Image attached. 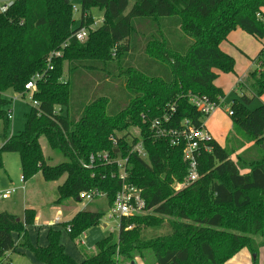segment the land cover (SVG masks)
Returning <instances> with one entry per match:
<instances>
[{
    "label": "trees",
    "instance_id": "trees-1",
    "mask_svg": "<svg viewBox=\"0 0 264 264\" xmlns=\"http://www.w3.org/2000/svg\"><path fill=\"white\" fill-rule=\"evenodd\" d=\"M92 10L101 13V25L90 29L84 42L75 41L79 28L93 24ZM262 12L264 0H80L75 28L69 1L14 0L0 14V122L6 139L0 168L3 153H16L23 181L37 174L46 183L63 179L57 204L97 191L111 207L121 189L119 168L101 162L82 167L90 155L106 152L111 160L126 159L128 181L140 190L143 207L141 214L120 219L116 240L96 242L90 254L79 250V262L65 252L61 229L47 231L45 247L29 242L33 210H25L21 221L1 212L0 261L16 251V234L38 264H227L242 249L258 264L264 247V105L250 111L247 106L264 95V46L253 60L256 68L238 84L251 97L229 107L240 139L227 147L212 141L211 152L198 158L196 182L173 189L172 180L180 183L187 174L183 144L154 139L149 124L172 106L171 127L185 119L199 126L203 119L189 95L223 98L213 82L233 73L234 61L219 47L237 29L262 40L264 23L256 18ZM58 51L61 58L53 60L32 96L38 107L31 106L23 130L7 138L9 102L3 94L12 90L22 96L26 82ZM134 129L138 135L129 140ZM40 137L62 162L47 164ZM138 143L145 158L131 152ZM101 217L79 212L62 230L72 241ZM162 225L164 235L140 240V227Z\"/></svg>",
    "mask_w": 264,
    "mask_h": 264
},
{
    "label": "rangeland",
    "instance_id": "rangeland-1",
    "mask_svg": "<svg viewBox=\"0 0 264 264\" xmlns=\"http://www.w3.org/2000/svg\"><path fill=\"white\" fill-rule=\"evenodd\" d=\"M70 2L72 7L76 8L77 10L79 9L80 0H71ZM90 16L92 23L95 24L91 25V29L99 27L102 21L101 13L98 10H92ZM73 19L75 21L74 27L76 28L79 25V14L74 13ZM228 37L230 38H227V42L222 44V47L225 48L227 52L221 49L220 50L233 59V73L220 74L213 82L218 88L222 90L224 94V109H219L221 111L220 113H216L215 115H211L203 119L204 125L209 130L210 134L219 143H223L222 147H227L229 144L230 146H233L234 140L237 138L240 139V133L233 129L231 120L226 111L228 112L230 104L233 100H240L239 93H235L233 88L236 86V84H238V82L244 83L247 74L256 68V66H254L252 63V60L260 52L262 45L264 46V38L262 41H257L239 29L232 31ZM64 71L66 70L64 69ZM3 96L9 102L6 110L8 108L13 110V118L8 123L6 131V137L9 138L12 134H16L23 130L25 122L24 116L29 112L31 103L27 100V98H19L18 94L14 93L12 90L6 91ZM262 102L263 101L261 97L254 98L247 108L249 111L254 110L263 104ZM228 134H230L229 136L231 137V139L229 138L231 140L230 143L229 139L228 143L226 141V136ZM232 134L233 136L237 135V137L231 136ZM137 135L138 130L134 129L129 132L127 138L131 140L132 137ZM5 140L6 139L3 134V123L0 122V146L4 144ZM39 144L47 164L54 166L62 162L63 158L49 149L44 137H40ZM249 147L250 146H247L246 149H252ZM231 159L235 161V156L233 155ZM1 160L2 167L0 168V193L9 191L10 189H15L20 178V162L16 153H3ZM62 180L63 179H61L59 182H54L53 184H47L42 179L41 175L37 174L30 181L25 183L26 189L24 195L27 200V204H29L31 208L33 206L34 208L39 209L41 214V223H47L49 220L54 219L55 217L60 218L62 224L63 222L67 223L80 208L84 209L80 212H86L85 209L87 212L92 211L98 213L100 211L99 213L102 214V217L99 223L89 228L72 241L66 236L64 230H62V224L58 226V228H60L62 231L61 242L64 243L67 254L78 260L79 255L77 253L76 246L81 244L85 249H87V254H90L93 252V247L96 242L108 238L109 236H111L113 240H116L118 235V230L116 228L118 219H107L110 213V208L107 206L105 199L102 198L97 199L100 202L95 200L90 203H86L84 201H80L78 203L75 199H68L60 204L54 203L58 197L56 186L57 184H60ZM180 183L172 180L171 186L175 191H179L183 189L178 186ZM22 197L23 194L17 192V194L13 196L0 199V212H16V214L20 215L22 213L23 206ZM102 224L106 225L105 229L102 228ZM164 227L165 226L162 225L156 229L148 228L145 230L143 227H140V240H147L164 235L167 232L165 231ZM32 231L33 229H30V236L35 237V232L31 233ZM40 241L41 243L46 242L44 233L40 235ZM263 254L264 248H261L259 250L258 264H262L263 261L260 260V256ZM21 259L24 258H21L20 254H18L16 251L8 252L0 261V264H24ZM18 260L20 261L19 263H17ZM136 262V264H142L139 260H136Z\"/></svg>",
    "mask_w": 264,
    "mask_h": 264
},
{
    "label": "built area",
    "instance_id": "built-area-1",
    "mask_svg": "<svg viewBox=\"0 0 264 264\" xmlns=\"http://www.w3.org/2000/svg\"><path fill=\"white\" fill-rule=\"evenodd\" d=\"M14 0H7L5 3L0 4V14H5L9 6ZM72 12L79 14V9L72 7ZM262 14H264L262 12ZM257 13L256 18L264 23V16ZM86 16L82 15L81 19H85ZM95 25V24H93ZM90 27H81L74 34L73 38L77 42H84L88 36V31ZM61 53L52 52L46 58V69L42 73H36L33 75L29 81L24 85L23 95H18L19 98H27L34 108L38 107L37 101L33 100V94L38 91V85L44 81L47 71L53 69L52 62L55 59H60ZM60 82H65L62 78L59 79ZM188 101L192 107L200 113L202 119L211 116L219 109H224L222 99L212 101L204 96L189 95ZM174 107H169V113H164L160 118L154 119L149 124V129L152 137L154 139L167 140L169 144L176 147L183 144V160L187 164V174L184 180L178 185L180 188H185L199 179L198 169V158L202 153L211 152V142L213 141L210 133L204 128V122L202 120L199 126H195L194 123L188 119L183 120L178 127H171V114L174 112ZM227 115L230 116L232 112L226 111ZM13 117V110L7 109L6 118L11 121ZM110 143L113 147L116 146V139L114 137L109 138ZM137 153L139 157L145 158L146 155L142 149L141 143H138L132 148V151ZM96 162H101L107 165L115 164L119 168V180L121 182V189L116 194L114 202L110 208V213L107 217L108 220L118 219L117 230L119 229L120 219L122 217H129L134 214H140L143 207V203L140 199V190L131 186L128 181L127 171H126V159L111 160L110 156L106 152H102L96 155H90L88 157V162L83 163L82 167L84 169H91ZM22 177L20 178V183H23ZM15 193V189L9 191L1 192L0 199L6 198ZM105 199V195L97 191H89L79 194L78 199L86 203L93 202L97 199ZM60 223L58 217L54 218L50 223L51 226H56ZM130 229V227H128ZM69 232V228L65 229Z\"/></svg>",
    "mask_w": 264,
    "mask_h": 264
},
{
    "label": "crops",
    "instance_id": "crops-1",
    "mask_svg": "<svg viewBox=\"0 0 264 264\" xmlns=\"http://www.w3.org/2000/svg\"><path fill=\"white\" fill-rule=\"evenodd\" d=\"M0 4H1V2H0ZM227 38H230V37H227ZM257 41H262V40H257ZM225 42H227V40L225 41ZM224 43V42H223ZM222 43V44H223ZM222 44L220 45V49L221 50H223V51H226L227 52V50L225 49V48H223L222 47ZM262 47H263V45H262ZM262 49V48H261ZM226 54V53H225ZM258 55V54H257ZM256 55V56H257ZM255 56V57H256ZM255 57L253 58V60L255 59ZM253 60H252V63H253ZM220 75V74H219ZM240 82H238V84H239ZM238 84H236V86L233 88V91L235 92V93H239V96L240 97H242V96H245V97H247V98H250L251 96H250V93L248 92V90L247 89H244V88H241V87H239L238 88ZM213 85L215 86V87H217L214 83H213ZM218 88V87H217ZM222 91V90H221ZM261 99H262V103L264 104V96L262 97L261 96ZM224 100V96H223V98H222V101ZM223 105H224V101H223ZM223 110V109H222ZM221 111L220 110H218V111H216L214 114H212V115H215L216 113L218 114V113H220ZM225 112V111H224ZM13 118V117H12ZM204 128L209 132V130L206 128V126L204 125ZM210 133V132H209ZM12 135H15V134H12ZM11 135V136H12ZM211 135V134H210ZM211 137H212V139H213V141H215L216 143H218L221 147H222V145H223V143H219L212 135H211ZM20 178H21V175H20ZM20 178H19V180H18V185L15 187V193L14 194H12V195H10V196H13V195H15V194H17V192H19V193H22L23 194V199H22V201H23V206H22V213L20 214V215H18V214H16V212H6V211H1V212H6V213H8V214H10V215H13V216H16L17 218H18V220H22V218H23V214H24V211L25 210H33V212H34V214H35V218H34V223H33V225L32 226H30V227H28L27 228V236H28V240H29V242L31 243V244H37V245H39V246H41V247H45L46 245H47V241L45 242V243H41V241H40V235L41 234H43L44 233V236H46V233H47V231L49 230V229H54V230H56V229H60V228H58V226L59 225H61L62 224V222H61V220H60V223L58 224V225H56V226H51L50 225V223L52 222V220L53 219H51V220H49L47 223H45V222H42L41 223V214H40V211H39V209H37V208H34L33 206H32V208L30 207V205L29 204H27V200H26V198H25V183L26 182H28V181H30V180H28V181H24L23 183H20ZM63 181V180H62ZM59 182V181H58ZM62 183V182H61ZM60 183V184H61ZM47 184H53V183H47ZM60 184H57V186H56V189H57V187L60 185ZM11 190V189H10ZM20 202H21V200H20ZM19 202V203H20ZM76 202H80V200L79 199H76ZM97 202H100L99 200H97ZM24 203H26V204H24ZM50 203V202H49ZM53 203V202H52ZM54 203H56V201L54 202ZM92 204V203H91ZM97 205V204H96ZM84 209L83 208H80L79 210H77V212H80V211H83ZM85 211L87 212V210L85 209ZM0 212V213H1ZM77 212H75V214H77ZM89 213H97V212H92V211H88ZM100 212V211H99ZM98 212V213H99ZM74 214V215H75ZM56 218V217H55ZM60 219V218H59ZM65 222H63V224H64ZM102 226V228H106V225H104V224H102L101 225ZM30 229H33V231L31 232V233H33V232H35L34 234H35V237H32V236H30ZM61 234H62V232H61ZM66 234V233H65ZM66 236H67V234H66ZM14 237H15V239H14ZM68 237V236H67ZM46 238V237H45ZM13 240H14V244H15V247H16V252L18 253V254H20V257L21 258H24V259H21L22 260V262H24V264H38V263H35L34 262V260H33V258H32V256H31V254L28 252V251H26V250H24V249H22L21 247H20V243H22V240L20 239V237L19 236H17L16 234H13ZM60 242H61V238H60ZM61 244L64 246V249H65V252H66V248H65V245H64V243L63 242H61ZM17 247H19V248H17ZM80 248V249H79ZM264 247H262V249H263ZM76 249H77V253H78V255H79V257H78V260H76L75 258H73L72 256H70L72 259H74L76 262H79V261H81L82 260V254H81V252L79 251V250H83V251H85V252H87L86 250L87 249H85L81 244L80 245H78V246H76ZM93 249H94V247H93ZM67 253V252H66ZM250 258H251V255L249 254V252L246 250V249H242V250H240L236 255H234L228 262H227V264H251V262H250ZM260 260L261 261H263L264 260V254L263 255H261L260 256ZM20 261L18 260L17 261V263H19ZM137 263V262H136Z\"/></svg>",
    "mask_w": 264,
    "mask_h": 264
},
{
    "label": "water",
    "instance_id": "water-1",
    "mask_svg": "<svg viewBox=\"0 0 264 264\" xmlns=\"http://www.w3.org/2000/svg\"><path fill=\"white\" fill-rule=\"evenodd\" d=\"M7 0H0V2L2 3V2H6ZM66 1H71V0H66ZM261 148L264 150V144L261 146ZM18 220V219H17ZM132 264H134L133 262H132Z\"/></svg>",
    "mask_w": 264,
    "mask_h": 264
}]
</instances>
